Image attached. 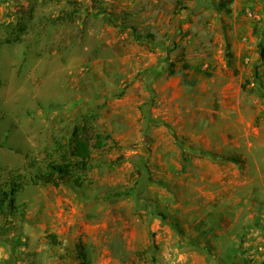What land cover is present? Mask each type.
<instances>
[{
	"label": "rangeland",
	"instance_id": "rangeland-1",
	"mask_svg": "<svg viewBox=\"0 0 264 264\" xmlns=\"http://www.w3.org/2000/svg\"><path fill=\"white\" fill-rule=\"evenodd\" d=\"M210 1L0 0V197L19 191L12 212L0 201V264H80V242L89 264H264L261 51L241 80L238 142L223 150L176 125L167 87L171 65L207 87L237 56L248 7ZM196 91L195 109L212 102ZM83 129L118 145L93 153L82 186L46 182Z\"/></svg>",
	"mask_w": 264,
	"mask_h": 264
},
{
	"label": "crops",
	"instance_id": "crops-1",
	"mask_svg": "<svg viewBox=\"0 0 264 264\" xmlns=\"http://www.w3.org/2000/svg\"><path fill=\"white\" fill-rule=\"evenodd\" d=\"M210 2L212 1L199 0L198 5L202 6L203 10H206V5ZM233 4L235 12L237 6H239V10L242 7H248L245 26L235 24L233 29L234 34H237L236 39L233 41V48L236 50L237 56L226 58L222 67H219L212 79H209L207 87L205 84L202 86L198 84V80L203 79V76L202 74L194 75V70L186 71L184 78L173 75L170 81L167 82V87L171 90L174 110L177 113L175 117L176 125L186 127L190 138L202 144L207 151L223 150L222 145H233L238 142L237 130L239 128L236 122L238 118H235V116H238L241 110L239 102V95L242 92L241 80L244 75L255 70L253 66L259 57L253 54V50H258L259 44L264 47V0H234ZM250 13H252V16L249 15ZM190 26L188 25V27ZM247 49H250L251 52H248ZM260 63L258 62V64ZM237 69L241 70L239 75H236ZM196 90L200 91L202 95L214 96L213 99L209 98L212 102H205L204 108H201L203 107L201 106L195 109L191 106V96L193 92H197ZM197 110L203 112L204 116L198 117L196 114ZM233 115L235 116L233 117ZM199 118H203L204 121L199 123L198 127L201 130L196 132L194 130L197 129ZM197 134H199L198 137L196 136ZM260 137L262 135L258 133V138ZM258 142H261V139ZM212 144H217L221 147L214 149ZM227 156L229 155L227 154ZM205 159L201 165L204 164L206 166L200 169V173L203 178L212 176V181H214L213 176L220 174V168L208 162V158ZM231 161L234 162L233 160ZM201 165L198 168L203 167Z\"/></svg>",
	"mask_w": 264,
	"mask_h": 264
},
{
	"label": "trees",
	"instance_id": "trees-1",
	"mask_svg": "<svg viewBox=\"0 0 264 264\" xmlns=\"http://www.w3.org/2000/svg\"><path fill=\"white\" fill-rule=\"evenodd\" d=\"M233 3L234 0H220L218 8L223 12L230 13L228 6ZM259 50L261 51L262 57L264 58V47H262V44H259ZM169 75H175V69L172 65L169 68ZM108 142H111L112 146L118 145L115 141H113L111 135L103 137L100 134H92L91 131L88 129H83L80 134H76L75 136L72 154L73 159H69L66 165L50 164L49 168L51 173L46 177L45 181L50 182L53 177L58 176L60 178H65L69 181H72L77 186H82V182L84 179L83 176H86V174L90 170V160L92 158L93 153L95 151L105 149L108 146ZM121 160L122 158L119 161ZM18 192L19 191L15 186L10 185L9 191L3 193V196L0 197V201L2 203L8 202L7 208L10 212L15 209V201L13 198ZM49 238L50 242L53 245L61 244L57 235L51 234L49 235ZM77 250L80 264H89L87 261L85 247L83 246V244H81V242L77 244Z\"/></svg>",
	"mask_w": 264,
	"mask_h": 264
},
{
	"label": "built area",
	"instance_id": "built-area-1",
	"mask_svg": "<svg viewBox=\"0 0 264 264\" xmlns=\"http://www.w3.org/2000/svg\"><path fill=\"white\" fill-rule=\"evenodd\" d=\"M249 15L252 16V13H250Z\"/></svg>",
	"mask_w": 264,
	"mask_h": 264
}]
</instances>
